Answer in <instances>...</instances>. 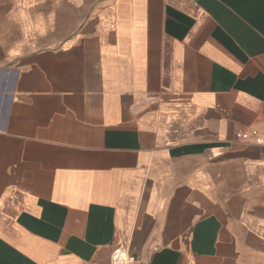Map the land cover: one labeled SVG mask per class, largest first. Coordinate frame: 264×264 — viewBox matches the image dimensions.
Wrapping results in <instances>:
<instances>
[{
    "label": "crops",
    "instance_id": "obj_1",
    "mask_svg": "<svg viewBox=\"0 0 264 264\" xmlns=\"http://www.w3.org/2000/svg\"><path fill=\"white\" fill-rule=\"evenodd\" d=\"M264 0H0V264H264Z\"/></svg>",
    "mask_w": 264,
    "mask_h": 264
},
{
    "label": "built area",
    "instance_id": "obj_2",
    "mask_svg": "<svg viewBox=\"0 0 264 264\" xmlns=\"http://www.w3.org/2000/svg\"><path fill=\"white\" fill-rule=\"evenodd\" d=\"M236 138L245 142L264 144V131L260 132L256 128L240 129L236 132ZM115 264H147V262L139 255L126 252Z\"/></svg>",
    "mask_w": 264,
    "mask_h": 264
}]
</instances>
